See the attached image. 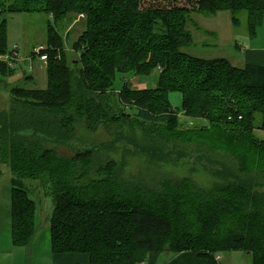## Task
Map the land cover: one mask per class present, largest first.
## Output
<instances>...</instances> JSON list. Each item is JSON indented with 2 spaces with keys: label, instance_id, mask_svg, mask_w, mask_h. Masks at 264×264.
<instances>
[{
  "label": "trees",
  "instance_id": "obj_1",
  "mask_svg": "<svg viewBox=\"0 0 264 264\" xmlns=\"http://www.w3.org/2000/svg\"><path fill=\"white\" fill-rule=\"evenodd\" d=\"M197 6L231 10L233 22L244 12L251 37L264 17V0H0V54L7 53V13L46 12L56 21L76 13L85 20L73 60L48 24L40 49L48 87L13 86L9 109L0 111V163L12 172L13 245L25 246L35 234L37 206L23 185L32 178L53 199L54 254H85L90 264H138L153 252H194L219 264V253L241 250L253 264H264V139L255 133L264 130V64L240 67L184 51L194 42L187 16ZM13 68L0 60L2 73ZM155 70L154 87H133L130 75ZM173 91L182 94V112L192 124L171 107ZM129 111L152 128L143 155L160 162L175 154L179 161L186 153L178 145L195 146L206 152L199 157L208 160L210 167L203 165L213 184L205 188L189 176L134 182L124 176L126 164L98 146L70 155L57 150L75 140L79 127L94 132L129 123ZM208 153L221 157L211 160Z\"/></svg>",
  "mask_w": 264,
  "mask_h": 264
},
{
  "label": "rangeland",
  "instance_id": "obj_2",
  "mask_svg": "<svg viewBox=\"0 0 264 264\" xmlns=\"http://www.w3.org/2000/svg\"><path fill=\"white\" fill-rule=\"evenodd\" d=\"M231 10H220L217 12H207L199 10L198 6L193 12L189 13L188 28L193 33L194 42L183 50L199 57L213 58L225 57L233 64H240V49L236 46L245 45L252 49L264 47V17L261 24L256 29L254 37L247 33L246 14L237 12L239 20L233 22ZM8 27V46L7 52L18 51L17 65L12 71L2 73L0 71V111L9 109L11 105V93L9 86L35 87L39 89L48 87L47 65L42 61L40 55H34V47L47 45V26L53 24L57 34L61 39L68 60L78 58V52L74 51L73 43L85 29L83 15L71 13L62 20H55L53 15L46 12H12L5 15ZM55 20V22H54ZM244 47V46H243ZM32 52V56L30 54ZM244 53V51H243ZM238 66V65H237ZM241 67V66H240ZM32 75V80L25 76ZM158 71L155 70L150 76L132 78L133 87L152 88L156 85ZM130 78V79H131ZM122 80L120 76L115 82L116 88L120 89ZM170 105L179 111V116L183 121L189 123L192 119L186 117L182 112V94L179 91L170 93ZM131 117L128 122L111 123L106 127H99L96 131L86 130L79 127L77 137L68 144L58 145L57 150L63 154L70 155L77 149L85 146H98L101 154L109 155L119 162L126 164L124 176L131 181H140L149 185H158L163 178L179 179L184 176L191 177L198 185L210 187L215 181L210 171L205 169L206 164L210 167L208 160L199 157V148L195 146L178 145L185 150V156L179 161L175 159V154L167 160L153 162L141 153V147L151 138L149 136L152 128L143 124L136 117V114L129 111ZM138 119V120H137ZM142 122V123H141ZM147 124V123H146ZM256 135L264 139V130H255ZM48 145H51L47 142ZM211 160L220 158L216 153H208ZM232 164L236 163L232 160ZM0 168V252L7 254L5 260L7 264H19V256L22 251L17 245L11 243L10 234V201H11V178L12 172L9 166L1 164ZM234 166V165H233ZM213 169L215 167H211ZM34 199L37 208L38 231L41 234H48L49 218L53 210V199L47 194L39 180L26 178L23 183ZM45 212L48 216L44 219ZM38 232V233H39ZM5 244V245H4ZM9 244V247H8ZM4 245V247H2ZM161 258L155 264H168L177 254L160 253ZM84 259L85 254H77ZM197 258L201 261L203 258ZM44 264H51V256L44 255ZM219 264H253L251 254L241 250L224 251L217 256ZM147 261V260H146ZM199 261V264L201 262ZM203 261V260H202ZM85 264V262H78ZM147 263V262H146Z\"/></svg>",
  "mask_w": 264,
  "mask_h": 264
},
{
  "label": "crops",
  "instance_id": "obj_3",
  "mask_svg": "<svg viewBox=\"0 0 264 264\" xmlns=\"http://www.w3.org/2000/svg\"><path fill=\"white\" fill-rule=\"evenodd\" d=\"M238 49H240V57H238L242 62L237 64L238 66H245L247 63H255V64H264V47L260 49H252L249 46L236 44ZM36 48V47H34ZM34 50V49H33ZM244 51V53H243ZM32 56V52L30 57ZM236 65V64H235ZM27 79L32 80V75L27 74L25 76ZM132 81V80H131ZM12 86H9L11 88ZM139 88V87H136ZM2 166H0L1 168ZM37 206V205H36ZM37 213L38 208L36 209V218H35V234L30 243L21 247L19 251H22V254L19 256L18 263L19 264H44L43 256H51V264H76L78 262H85V264H90L89 256H84L80 258L77 254L69 253V254H54L51 249V237H50V228L48 229V234H41L38 231V222H37ZM44 219L47 218V214L43 212ZM11 226V221L10 224ZM49 227V225H48ZM39 232V233H38ZM1 243V240H0ZM12 243V242H11ZM5 245V244H4ZM2 245V247H4ZM9 247V244H8ZM197 253L194 252H183L179 253L175 256V258L169 262L168 264H199V258L196 257ZM7 254L4 252H0V264H7L5 260ZM160 253H151L147 258L146 264H155L161 258ZM203 260V261H202ZM201 264H207L205 259H202Z\"/></svg>",
  "mask_w": 264,
  "mask_h": 264
},
{
  "label": "built area",
  "instance_id": "obj_4",
  "mask_svg": "<svg viewBox=\"0 0 264 264\" xmlns=\"http://www.w3.org/2000/svg\"><path fill=\"white\" fill-rule=\"evenodd\" d=\"M42 47H44V46L41 45L38 48H34L33 54L34 55H40L42 61H44V63H46V65H47V55L46 54H40V49ZM0 60L5 61L8 64V66L15 67L17 65V61H18V51L13 50L12 52L0 54ZM189 124H192V122L190 121ZM138 264H146V261H142Z\"/></svg>",
  "mask_w": 264,
  "mask_h": 264
},
{
  "label": "bare ground",
  "instance_id": "obj_5",
  "mask_svg": "<svg viewBox=\"0 0 264 264\" xmlns=\"http://www.w3.org/2000/svg\"><path fill=\"white\" fill-rule=\"evenodd\" d=\"M46 64V63H45Z\"/></svg>",
  "mask_w": 264,
  "mask_h": 264
}]
</instances>
